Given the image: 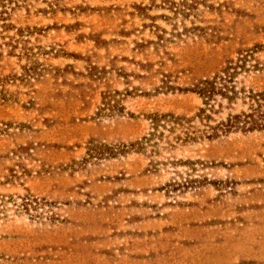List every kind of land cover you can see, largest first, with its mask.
<instances>
[{"label":"rangeland","instance_id":"rangeland-1","mask_svg":"<svg viewBox=\"0 0 264 264\" xmlns=\"http://www.w3.org/2000/svg\"><path fill=\"white\" fill-rule=\"evenodd\" d=\"M260 114L264 0H0V264H264Z\"/></svg>","mask_w":264,"mask_h":264},{"label":"trees","instance_id":"trees-1","mask_svg":"<svg viewBox=\"0 0 264 264\" xmlns=\"http://www.w3.org/2000/svg\"><path fill=\"white\" fill-rule=\"evenodd\" d=\"M231 69H233L231 66H227L220 74L215 75L213 78L200 81L194 86L192 91L198 94L204 100L205 104H208L209 101L217 96L229 102L233 101L238 93L235 91L234 87H230L226 81L227 79L231 80L234 76V73L230 72ZM251 117L253 116L251 115ZM235 119L240 120L241 117L236 116ZM246 130H264V114L258 115V118L254 119Z\"/></svg>","mask_w":264,"mask_h":264}]
</instances>
